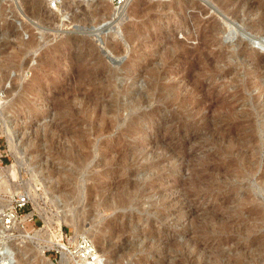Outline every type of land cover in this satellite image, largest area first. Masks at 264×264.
Wrapping results in <instances>:
<instances>
[{
  "label": "rangeland",
  "instance_id": "374dc122",
  "mask_svg": "<svg viewBox=\"0 0 264 264\" xmlns=\"http://www.w3.org/2000/svg\"><path fill=\"white\" fill-rule=\"evenodd\" d=\"M56 1L0 0V204L25 203L1 253L68 264L47 240L85 230L108 264H264V0L236 15L215 0ZM76 3L97 14L74 18ZM209 26L222 57L185 79L172 41L195 48Z\"/></svg>",
  "mask_w": 264,
  "mask_h": 264
},
{
  "label": "bare ground",
  "instance_id": "6f19581e",
  "mask_svg": "<svg viewBox=\"0 0 264 264\" xmlns=\"http://www.w3.org/2000/svg\"><path fill=\"white\" fill-rule=\"evenodd\" d=\"M234 1H236V0H215V2H217V3H219L220 4V6L223 8V9H227L228 10V13H230V14H233V15H236V13L239 11V9L241 8V7H243L244 6V4H245V0H243L242 2H243V4H242V6H239V7H235V5H233V2ZM72 2V0H65V2H64V4L62 5L63 6V8L64 9H67V10H71L70 9V6H71V3ZM73 4H74V2H73ZM245 5H248L249 6V8L251 9L252 7H253V4L251 5H249V3H247V4H245ZM74 6V5H73ZM137 6V5H136ZM136 6H135V8H133L132 9V13L133 12H135L136 10H137V8H136ZM230 6H232L231 7V11L229 12V7ZM76 7L78 8V9H80L79 11H80V14L78 15V14H76V15H74L73 14V17L75 16V17H78V18H80V19H89L90 17L92 18V17H95V14H97V12H96V9H94V10H86L84 7H82L79 3H76ZM44 8V14L47 12V13H49L47 16H45V17H47V19L48 18H51V21L52 20H57V17L55 16V14H53L52 13V11H51V9L49 8V7H43ZM74 8V7H73ZM53 9V8H52ZM226 10V11H227ZM33 11H34V9H33ZM42 13V12H41ZM74 13V12H73ZM44 14H42V15H44ZM74 17V18H75ZM62 18V17H61ZM73 18V19H74ZM45 20V19H44ZM67 20H72L71 19V15H70V17H67V18H65V19H61V22L62 21H67ZM73 21V20H72ZM75 21V20H74ZM79 21V20H78ZM86 21V20H85ZM53 22V21H52ZM98 23V22H97ZM219 30V29H218ZM218 30H217V28L216 27H206V28H204V29H202V28H198V31H199V39H198V41H199V46H197V47H195V48H192V49H186L185 48V43H181V42H178V41H172L173 43L171 44V51L175 54V52L177 51V52H181L182 53V55L184 54L186 57H187V59L190 61V64L188 65V67L185 69V71H184V76H183V78H185V79H187L188 78V76H189V73H190V71L195 67V66H197V63H199V61L200 60H210V62H212V61H215V58L217 59V58H219V57H222V52L221 53H218L217 52V54H215L214 53V51H210V49L208 48L210 45H218L219 44V40H218ZM132 35H136V34H132ZM20 46H21V48H22V52H29L30 50H35L37 47H38V42L37 41H35L34 40V38L31 36V38H29V40L27 41V42H24V41H20ZM208 46V47H207ZM37 50V49H36ZM121 50V49H120ZM175 51V52H174ZM173 58V57H172ZM169 60V59H168ZM170 64V61H165L164 63H163V66L162 67H159V68H154L153 70H151V74H149V75H151V76H154V78H155V76H156V78H157V80H156V85L157 84H159V82H158V79H160L161 77H162V75L164 74V72H165V69L168 67V65ZM152 68V67H151ZM1 71H3V72H0V86H1V84H2V82H4L5 81V78H6V74H5V72H4V70H1ZM148 71V70H147ZM217 71V70H216ZM222 72V71H221ZM150 73V72H149ZM222 73H224V72H222ZM90 74L91 75H93L91 72H90ZM146 74H147V72H146ZM99 75V74H98ZM148 75V76H149ZM150 77H148V79H149ZM150 79H152L153 80V78L151 77ZM90 80H92V78L91 77H88L87 78V82L89 83V81ZM104 80H107V79H104ZM95 81V80H94ZM155 81V80H154ZM177 81V80H176ZM187 81V80H186ZM35 82V81H34ZM73 82V81H72ZM102 81H100L99 83H101ZM35 84H37V82H35ZM39 82H38V86H39ZM14 86H15V84H14ZM66 86V85H65ZM169 88L171 89V87L169 86ZM173 89V88H172ZM57 91H48V93H49V95H51V96H53V99H55L56 98V96L59 94V90H61V88H57L56 89ZM163 90V89H162ZM171 91H173V90H171ZM69 92V91H68ZM72 92V91H71ZM7 94H9V92H7ZM41 93L39 92V95H40ZM76 95L78 96V94H73V95H71V96H74V97H76ZM102 95V94H101ZM145 95V94H144ZM87 94L84 96V98L85 99H83V101L84 102H86L87 101ZM180 97V96H179ZM178 96H175L174 95V97H172L171 98V100L170 101H173V100H177V101H181V98H179ZM67 98V97H66ZM65 100V99H64ZM90 101V100H89ZM133 101V100H132ZM131 102V101H130ZM138 102V101H137ZM92 104H93V102H92ZM91 104V105H92ZM147 104V103H146ZM172 104V103H171ZM78 105V104H77ZM104 105V104H103ZM76 106V105H75ZM99 106V105H98ZM101 106H102V104H101ZM94 107H96V105L94 106ZM105 107H106V104H105ZM72 108H73V106H72ZM116 108V107H115ZM135 108V107H134ZM70 110V109H69ZM108 110H110V109H108ZM60 111V110H59ZM106 113V112H105ZM91 114V113H90ZM107 114V113H106ZM108 115V114H107ZM110 115V114H109ZM2 118V117H1ZM107 122V121H106ZM134 124H135V119H132L131 120V122H129V124H128V127L129 128H133L134 127ZM204 125V124H203ZM215 125H216V122H214V119H213V121H207V123L205 124V126H204V128H206V129H210V128H214L215 127ZM104 134V133H103ZM100 136V135H99ZM9 141V140H8ZM11 147V146H10ZM9 147V148H10ZM75 153V152H74ZM78 154V153H77ZM81 156H82V154H81ZM83 158V157H82ZM75 160V159H74ZM77 162H79V161H77ZM81 163V162H80ZM78 165H79V163H78ZM12 176H13V178L15 177V173L13 172L12 173ZM139 186V185H138ZM138 190V189H137ZM94 191V190H93ZM129 195H130V193H129ZM116 197V196H115ZM129 197V196H128ZM131 197V196H130ZM118 199V198H117ZM126 199V198H125ZM109 200V199H108ZM124 200V199H123ZM127 200H129V199H127ZM131 200V199H130ZM113 201V200H112ZM105 202V201H104ZM114 202V201H113ZM121 202V201H120ZM125 202H126V200H125ZM125 202H124V205H125ZM129 202V201H128ZM127 202V203H128ZM111 203V202H110ZM116 203H117V201H116ZM123 203V202H122ZM7 204V203H6ZM102 204H104V203H102ZM9 205V204H8ZM10 206V205H9ZM5 207H7V206H5V204L4 203H1L0 204V208H5ZM114 207H115V205H114ZM118 207H120L119 205H118ZM121 207H122V205H121ZM124 207H126V206H124ZM8 208V207H7ZM108 208V207H107ZM1 212H4V211H2V209H0V214H1ZM68 220V219H67ZM72 220V219H71ZM71 222V221H70ZM73 222V221H72ZM71 222V223H72ZM74 224V223H73ZM12 225H14L13 227H14V230L16 229V225L17 224H15V223H12ZM11 225V226H12ZM11 226H10V228L9 229H11ZM12 227V228H13ZM0 228H3V222H2V219H0ZM9 229H7L6 231H8ZM18 229V228H17ZM4 231H5V229H4ZM10 231V230H9ZM13 231V230H12ZM85 230H82L81 232L79 231V233H81L80 235L78 234V236L77 237H87L88 239H91V238H89V236L88 235H86L85 234V232H84ZM139 235V234H138ZM11 236H13V235H11ZM11 236H8V237H6V239L7 240H9L10 239V237ZM137 236V234L136 235H134L133 237L135 238ZM76 237V238H77ZM92 237H93V235H92ZM95 238H96V241H97V243H98V250H100V251H103V245H102V234H101V231L100 232H98V233H96L95 234V236H94ZM49 238V237H48ZM70 239V238H69ZM69 241V240H68ZM70 242V241H69ZM92 242V241H91ZM132 242V241H131ZM8 243V242H7ZM46 244V243H45ZM47 244L49 245V246H51L52 247V245H56L58 248L60 247V246H62V243L61 242H56L55 244H54V242H53V240H52V236H51V238H49L48 240H47ZM133 244V243H132ZM6 247V243L4 244V246H3V249ZM94 247H95V251H96V254H97V256L100 258V259H102L103 260V263L104 264H108L107 263V261H105L103 258H102V255H101V253L99 254L98 253V251H97V249H96V246L94 245ZM1 249H2V247H0ZM14 250H12V248H6V253L5 254H7V256H9V257H11V260H12V258H14V257H16V254L13 252ZM34 255H36V258L35 259H37L38 261V263L39 264H49V262L45 259V257L43 256L44 255V252H43V250L42 251H38L36 254H34ZM185 255V254H184ZM62 256V257H61ZM4 257H5V255H4ZM66 256H65V254H64V252H61V255H60V258H62V262L63 261H65L66 260V258H65ZM68 259V258H67ZM69 260V259H68ZM33 261H35L34 259H33ZM41 262V263H40ZM218 263H220V262H218ZM15 264V263H14ZM69 264V263H68Z\"/></svg>",
  "mask_w": 264,
  "mask_h": 264
},
{
  "label": "built area",
  "instance_id": "2783aa9c",
  "mask_svg": "<svg viewBox=\"0 0 264 264\" xmlns=\"http://www.w3.org/2000/svg\"><path fill=\"white\" fill-rule=\"evenodd\" d=\"M115 2L118 4L120 0H115ZM48 4L50 8H54L57 5V1L48 0ZM24 204V201H15L13 205L6 208L4 212H1L0 219H2L3 228L5 230L9 229L15 221L20 229H24L23 223L25 221H19V211ZM28 221H30V219ZM5 239L6 238H4V241L0 242V247H2V249L6 243ZM68 240L69 237L65 240L61 237L59 242L62 243V246L59 248L57 246L56 247L59 255H61V252H64L65 256L69 259V264H104L103 260L97 256L95 247L90 239L79 236L73 242H69ZM1 251L2 250L0 248V264H12L11 257L7 256V254L1 253ZM2 254H4L5 257H3Z\"/></svg>",
  "mask_w": 264,
  "mask_h": 264
}]
</instances>
